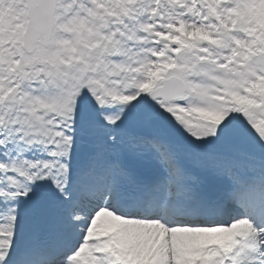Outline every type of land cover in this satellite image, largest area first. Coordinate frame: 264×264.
I'll return each instance as SVG.
<instances>
[{"label":"snow or ice","instance_id":"1","mask_svg":"<svg viewBox=\"0 0 264 264\" xmlns=\"http://www.w3.org/2000/svg\"><path fill=\"white\" fill-rule=\"evenodd\" d=\"M0 264H264V0H0Z\"/></svg>","mask_w":264,"mask_h":264}]
</instances>
